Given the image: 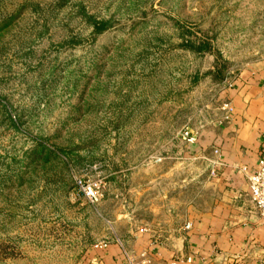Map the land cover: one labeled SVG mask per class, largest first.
<instances>
[{"label":"rangeland","instance_id":"rangeland-1","mask_svg":"<svg viewBox=\"0 0 264 264\" xmlns=\"http://www.w3.org/2000/svg\"><path fill=\"white\" fill-rule=\"evenodd\" d=\"M263 62L264 0H0V264L109 241L136 169L221 123L218 83Z\"/></svg>","mask_w":264,"mask_h":264},{"label":"crops","instance_id":"crops-1","mask_svg":"<svg viewBox=\"0 0 264 264\" xmlns=\"http://www.w3.org/2000/svg\"><path fill=\"white\" fill-rule=\"evenodd\" d=\"M229 80L232 87L228 80L218 83L215 100L219 116L229 102L231 118L205 120L196 144L177 136L175 148L156 158L165 164L138 167L132 184V176L127 178L135 194L123 199L121 218L114 221L118 231L106 246H87L79 264H124L120 245L144 264L186 257L191 262L180 264H264V224L246 182V171L264 156V62ZM213 160L208 176L207 161Z\"/></svg>","mask_w":264,"mask_h":264},{"label":"built area","instance_id":"built-area-1","mask_svg":"<svg viewBox=\"0 0 264 264\" xmlns=\"http://www.w3.org/2000/svg\"><path fill=\"white\" fill-rule=\"evenodd\" d=\"M227 81V80H226ZM232 81L228 80L226 83L227 87H232ZM222 110L224 111L223 119L228 121L232 116V108L229 102L224 101L221 105ZM177 136L188 146H192L197 143V132L190 129L188 126L182 127ZM215 153L218 150H214ZM214 161V167L216 166ZM96 169V167H93ZM246 170V169H245ZM214 173V171L212 170ZM246 182H247V195L252 202L254 209L258 215V220L261 224H264V156L259 157L251 170L246 171ZM74 185L76 191L86 200L87 203L91 205L97 204L101 197V188L103 183L99 181H91L89 179H84L82 177L75 178ZM188 228V225H186ZM144 229L140 228L139 232H143ZM102 246H106V243H102ZM121 251L123 253L124 264H144L143 261H138L135 259L131 251L126 250L123 246L120 245ZM180 261L187 263L191 262V257H186L183 260L174 259L171 260L168 264H180Z\"/></svg>","mask_w":264,"mask_h":264},{"label":"trees","instance_id":"trees-1","mask_svg":"<svg viewBox=\"0 0 264 264\" xmlns=\"http://www.w3.org/2000/svg\"><path fill=\"white\" fill-rule=\"evenodd\" d=\"M105 28V22H101V23H99V24H97V25H95V31L96 32H99V31H101V30H103ZM200 50H207V49H209V47H208V45L207 46H205V45H200Z\"/></svg>","mask_w":264,"mask_h":264}]
</instances>
